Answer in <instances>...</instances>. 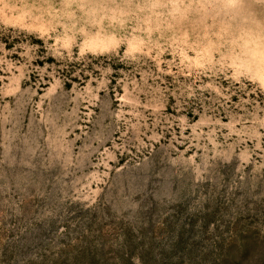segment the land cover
Listing matches in <instances>:
<instances>
[{"label":"rangeland","instance_id":"374dc122","mask_svg":"<svg viewBox=\"0 0 264 264\" xmlns=\"http://www.w3.org/2000/svg\"><path fill=\"white\" fill-rule=\"evenodd\" d=\"M0 264H264V0H0Z\"/></svg>","mask_w":264,"mask_h":264}]
</instances>
